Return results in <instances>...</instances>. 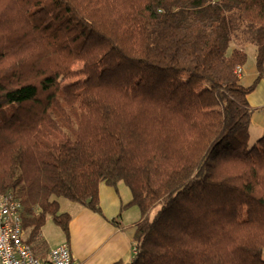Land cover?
<instances>
[{
    "label": "trees",
    "instance_id": "16d2710c",
    "mask_svg": "<svg viewBox=\"0 0 264 264\" xmlns=\"http://www.w3.org/2000/svg\"><path fill=\"white\" fill-rule=\"evenodd\" d=\"M231 11L256 46L246 86ZM263 76L264 0H0V196L34 255L47 216L69 242L58 198L104 216L100 183H123L140 215L113 264H264Z\"/></svg>",
    "mask_w": 264,
    "mask_h": 264
},
{
    "label": "crops",
    "instance_id": "0c3cea01",
    "mask_svg": "<svg viewBox=\"0 0 264 264\" xmlns=\"http://www.w3.org/2000/svg\"><path fill=\"white\" fill-rule=\"evenodd\" d=\"M247 100L253 107L249 132L250 135L259 138L264 133V76L256 88L248 94ZM107 187L111 188L113 194L107 190ZM102 191L106 201L102 199ZM130 198L131 193L123 183H118L117 192L105 183H100L99 203L104 216L81 205L74 211L67 212L71 215L68 245L74 264H113L117 261L126 263L131 260L133 224L127 229L117 219L121 212V204L127 203ZM113 218L115 223L109 221Z\"/></svg>",
    "mask_w": 264,
    "mask_h": 264
},
{
    "label": "built area",
    "instance_id": "2783aa9c",
    "mask_svg": "<svg viewBox=\"0 0 264 264\" xmlns=\"http://www.w3.org/2000/svg\"><path fill=\"white\" fill-rule=\"evenodd\" d=\"M242 67L236 72L241 74ZM132 252L135 248L132 247ZM0 264H74L66 242L49 249L44 259L34 255L21 227V203L12 194L0 196Z\"/></svg>",
    "mask_w": 264,
    "mask_h": 264
},
{
    "label": "rangeland",
    "instance_id": "374dc122",
    "mask_svg": "<svg viewBox=\"0 0 264 264\" xmlns=\"http://www.w3.org/2000/svg\"><path fill=\"white\" fill-rule=\"evenodd\" d=\"M230 15L233 19V33L230 37L228 47L226 50V54H230L232 49L234 48H241L243 49L247 54V59L245 64L242 66V71L240 74V83L242 85H249L253 79L255 73L257 74L256 67H255V44L250 40L251 39V32L246 27L245 24H243L241 18L239 17L238 11H231ZM253 108V107H252ZM9 112V109L7 107L3 108L2 112H0L1 115H5ZM258 138V137H257ZM254 135H250L249 143L250 145L255 142L257 139ZM105 186V185H102ZM104 188V187H102ZM106 188V187H105ZM111 194V188L107 187ZM104 191H102V199H104ZM59 204H60V211L61 212H70L74 211L75 208H79V204L75 203L73 201L67 200L65 198H58ZM154 210H152L151 215L153 214ZM139 208L136 205H130L124 209H121L120 214L117 216V219L123 223V225L127 228L131 224L134 225V223L139 218ZM123 217V219H121ZM129 228V227H128ZM127 228V229H128ZM41 237L45 240L47 246H54L58 244L59 242H62L65 240L64 234L62 233L60 227L54 223L52 218L50 216L46 217V220L41 227L40 232ZM262 259L264 260V251L262 253Z\"/></svg>",
    "mask_w": 264,
    "mask_h": 264
}]
</instances>
